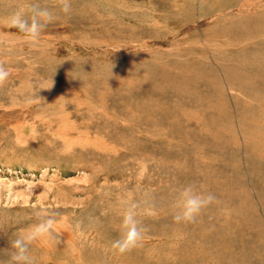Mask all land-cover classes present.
I'll use <instances>...</instances> for the list:
<instances>
[{
	"label": "rangeland",
	"instance_id": "obj_1",
	"mask_svg": "<svg viewBox=\"0 0 264 264\" xmlns=\"http://www.w3.org/2000/svg\"><path fill=\"white\" fill-rule=\"evenodd\" d=\"M71 2L0 0V264L41 205L59 242L35 243L36 264H264V0ZM33 4L55 17L38 45L8 26ZM193 182L219 203L177 224ZM128 194L155 208L119 255Z\"/></svg>",
	"mask_w": 264,
	"mask_h": 264
},
{
	"label": "clouds",
	"instance_id": "obj_2",
	"mask_svg": "<svg viewBox=\"0 0 264 264\" xmlns=\"http://www.w3.org/2000/svg\"><path fill=\"white\" fill-rule=\"evenodd\" d=\"M60 9L65 14L72 11L71 0H56ZM30 15H25V10L14 12L8 19V26L16 28L23 34L24 39L34 45H38L48 25L55 19L53 12L47 7L33 4L27 10ZM11 70L0 63V87L10 78ZM148 197V193L144 194ZM215 194L200 190L196 183H188L178 188L174 207L177 209L173 220L180 224H196L203 211L210 205L218 204ZM122 221L120 224V237L111 241V250L119 255H124L143 247L147 239H150V229L142 222V207L155 208L154 199H136L128 194L121 201ZM36 223L30 225L16 238L11 239L10 249L7 251L6 264H36L33 256V245L39 241L59 242L57 217L58 211H50L42 205L34 213Z\"/></svg>",
	"mask_w": 264,
	"mask_h": 264
},
{
	"label": "bare ground",
	"instance_id": "obj_3",
	"mask_svg": "<svg viewBox=\"0 0 264 264\" xmlns=\"http://www.w3.org/2000/svg\"><path fill=\"white\" fill-rule=\"evenodd\" d=\"M256 54H257V53H256ZM259 54H260V53H259ZM257 55H258V54H257ZM260 57H261V56H260ZM258 59H259V58H258ZM260 60H261V59H260ZM245 62H246L245 60H244V61L242 60V61H241V64H239V65H240V66H241V65H242V66H243V65L246 66L247 62H246V63H245ZM254 63H255V62H254ZM254 63H252V64H254ZM250 64H251V62H250ZM256 64H257V62H256ZM248 65H249V63L247 64V66H248ZM258 65H259V64H258ZM260 65H262V63H260ZM245 66H244V68H246ZM253 66L255 67L256 65H253ZM251 67H252V66H251ZM256 67H257V66H256ZM256 67H255L254 69H256ZM258 67H260V66H258ZM236 68L239 69L238 66H237ZM236 68H235V69H236ZM244 68H242V69H244ZM242 69H241V70H242ZM246 69H247V68H246ZM246 69H245V70H246ZM239 70H240V69H239ZM247 70H248V69H247ZM242 71H243V70H242ZM250 71H251V70H250ZM246 72H247V71H246ZM193 76H194V75H193ZM239 76H240V75H239ZM239 76H238V77H239ZM179 77H181V76H179ZM183 77H184V76H183ZM245 78H246V77H245ZM175 79H176V78H175ZM243 79H244V78H243ZM243 79H242V80H243ZM259 79H264V73H263V72H261V73L259 74ZM187 80H188V79H187ZM230 80L233 81V82L235 83V82L237 81V76H236V77H233V75H232V77L230 78ZM240 80H241V79H240ZM244 80H245V79H244ZM248 80H249L250 82H253V81H254L253 79H248ZM166 81H167V80H166ZM172 81H173V80H172ZM262 81H263V80H262ZM183 82H184V81H183ZM240 82H241V81H240ZM165 83H166V82H165ZM168 83H171V81H169ZM254 83H255V82H254ZM166 85H167V84H166ZM184 85H185V84H184ZM187 85H188V84H187ZM247 85H248V83H247ZM167 86H168V85H167ZM171 86H173V85L171 84ZM188 86H189V85H188ZM233 86H234V85H233ZM236 86H237V85H236ZM251 86H253V84H252ZM254 86L256 87L257 85H254ZM254 86H253V89H254ZM178 87H179V86H178ZM184 87H186V86H184ZM237 87H238V86H237ZM239 87H240V85H239ZM242 87H243V86H242ZM246 87H248V86H246ZM172 88H173V87H172ZM181 88H183V87H181ZM244 88H245V87H244ZM260 88H261V86H260ZM260 88H259V90H260ZM177 90H178V89H177ZM204 90H206V89H204ZM204 90H202V91H204ZM172 91H174V93H175V89L172 90ZM182 91H183V90H182ZM194 91H195V90H194ZM202 91H200V92H202ZM191 92H192V91H191ZM195 92H196V91H195ZM179 93H180V92H179ZM179 93H178V94H179ZM182 93H184V91H183ZM186 94H187V93H186ZM196 94H197V92H196ZM245 94H246V93H245ZM253 94H254V93H253ZM263 94H264V93H263ZM176 95H177V94H176ZM184 95H185V94H184ZM184 95H182V96H184ZM189 95H190V94H189ZM194 96H195V95H194ZM201 96H202V95H201ZM263 96H264V95H263ZM191 97H192V96H191ZM255 98H256V97H255ZM255 98H254V99H255ZM258 99H259V98H258ZM197 100H198V99H197ZM193 101H194V100H193ZM193 101H192V102H193ZM207 101H208V100H207ZM209 101H210V100H209ZM212 101H213V100H212ZM263 101H264V100H262V102H263ZM150 102H151V101H150ZM188 102H190V101H188ZM194 102H195V101H194ZM186 103H187V102H186ZM210 103H211V102H210ZM222 103H223V102H222ZM189 105H190V104H189ZM211 105H213V103H212ZM221 106H222V105H221ZM218 108H219V107H218ZM178 109H179V108H178ZM184 110H185V109H184ZM207 110H208V109H207ZM214 110H215V108H214ZM174 111H175V110H174ZM208 111H209V110H208ZM190 112H191V111H190ZM190 112H189V113H190ZM210 112H211V111H210ZM186 113H187V112H186ZM186 113H184V114H186ZM191 113H192V112H191ZM191 113H190V114H191ZM187 114H188V113H187ZM196 114H198V112H197ZM199 114H200V112H199ZM199 114H198V115H199ZM193 115H195V113H193ZM220 115H221V114H220ZM189 116H190V115H189ZM191 116H192V114H191ZM199 116H200V115H199ZM260 116H261V114H260ZM186 117H187V116H186ZM201 117H202V116H201ZM217 117H218V116H217ZM187 118H189V117H187ZM218 118H219V117H218ZM254 118H255V117H254ZM254 118H253V119H254ZM194 119H195V118H194ZM204 119H205V118H204ZM207 119H208V118H207ZM219 119H220V118H219ZM261 119H262V118H261ZM154 120H155V119H154ZM196 121H197V120H196ZM205 121H206V120H205ZM207 121H208V120H207ZM257 121H258V120H257ZM259 122H260V121H259ZM259 122H258V123H259ZM221 123H222V122H221ZM262 123H263V120H262ZM262 123H261V124H262ZM259 124H260V123H259ZM259 124H258V125H259ZM193 125H194V123H193ZM211 125H212V123H211ZM150 126H151V125H150ZM262 126H263V125H262ZM197 127H198V126H197ZM214 128H215V127H214ZM214 128H213V129H214ZM220 128H221V127H220ZM263 128H264V126H263ZM213 129H212V130H213ZM221 129H222V128H221ZM209 130H210V129H209ZM209 130H208V131H209ZM215 130H216V128H215ZM222 130H223V129H222ZM261 130H262V129H261ZM263 130H264V129H263ZM205 131H206V129H205ZM263 132H264V131H263ZM215 133H217V132H215ZM254 133H255V132H254ZM256 133H257V131H256ZM258 133H259V132H258ZM210 134H211V133H210ZM263 134H264V133H262L260 136L262 137ZM217 135H219V134H217ZM230 135H231V133H230ZM232 135H233V134H232ZM253 135H254V134H253ZM223 136H224V135H223ZM207 137H209V136H207ZM257 137H258V136H257ZM263 137H264V136H263ZM210 138H211V137H210ZM250 139H251V138H250ZM258 139H259V138H258ZM260 139H261V138H260ZM217 140H218V139H217ZM235 141H236V140H235ZM247 141H249V140H246V142H247ZM236 142H237V141H236ZM197 143H199V142H197ZM250 143H251V141H250ZM251 144H252V143H251ZM254 144H255V143H254ZM262 145L264 146V144H262ZM262 145L257 144V146L260 147V148H263ZM253 147H254V146H253ZM258 147H257V148H258ZM84 207H85V206H84ZM237 208H239V207H237ZM124 255H125V254H124ZM122 257H123V256H122Z\"/></svg>",
	"mask_w": 264,
	"mask_h": 264
}]
</instances>
